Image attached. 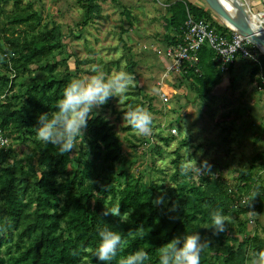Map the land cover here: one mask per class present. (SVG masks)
Here are the masks:
<instances>
[{"label": "trees", "instance_id": "1", "mask_svg": "<svg viewBox=\"0 0 264 264\" xmlns=\"http://www.w3.org/2000/svg\"><path fill=\"white\" fill-rule=\"evenodd\" d=\"M10 1L16 11L5 14L3 6ZM101 1H78L84 10L82 24L100 15ZM20 2L0 0V130L10 139L17 134V140L33 144V149L26 165L17 160L12 147L0 148V264H119L121 256L138 250L148 254L145 264H159L158 249L163 244L197 232L209 241L201 252L200 264H249L250 253L264 249V241L252 232L257 211L264 204V151L238 172L233 186L213 175H200L194 181L191 172L181 173L177 162L174 185L165 188L154 184L151 177L143 178L155 169L153 155H160L152 139L156 135L143 137L139 148L144 151L131 159L123 157L118 136L101 117L90 119L87 147L80 138L76 156L39 141L38 115L56 110V101L72 77L65 74L57 78L60 62H49L62 52L61 28L39 31L36 26L41 19L29 11V4L27 11L21 10ZM166 12L165 49L182 43L187 13L195 20H205L218 35L230 38L228 28L186 0L169 1ZM122 14L130 18L126 11ZM197 57L198 63L187 68L181 78L189 82L196 96L203 97L220 81L222 70L208 46L203 45ZM250 65V79L261 86V78L256 77L264 75V56ZM34 66L46 75L43 79L25 77ZM134 66L128 62V71ZM232 66L224 72H231ZM137 148L135 145V151ZM145 158L150 164L133 174L128 170ZM158 196L164 197L159 205L154 203ZM246 198L249 207L242 203ZM117 201L122 213L132 210L127 223L103 215L104 205L110 208ZM216 210L239 221L236 235L232 234L233 226L213 234L211 213ZM105 227L123 237V246L108 262L96 257L99 232Z\"/></svg>", "mask_w": 264, "mask_h": 264}, {"label": "rangeland", "instance_id": "2", "mask_svg": "<svg viewBox=\"0 0 264 264\" xmlns=\"http://www.w3.org/2000/svg\"><path fill=\"white\" fill-rule=\"evenodd\" d=\"M78 1L20 2L21 10L27 11L29 4V11H34L41 19L36 29L42 31L59 26L64 34L62 52L49 60L60 62L57 78H63L65 74L72 79L89 75L93 65L111 73L123 64L128 71L127 65L131 62L135 65L130 69L135 77L134 86L130 87L125 102L119 107L126 109L128 104L142 105L152 113V134L156 135L152 139L160 151V155H153L155 169L143 178L151 177L154 184L165 188L173 186L177 162L181 164L185 160L188 148L198 164L206 160L211 165L210 173L191 172L194 181L200 175H213L220 176L228 186H233L238 172L249 166L255 154L264 151V95L256 90L257 84L250 79L251 65L242 61L244 65L237 73L222 70L220 81L211 92L198 97L179 73L163 78L167 61L161 59L159 52H163L168 44L164 40L166 19L169 17L166 7L169 1L174 0H102L100 15L85 24H82L84 10ZM3 10L5 14L14 13V2L4 5ZM124 11L129 13L130 18L122 14ZM23 27L28 29L27 25ZM63 61L66 63L62 64ZM31 70L26 78L43 79L46 76L37 66ZM162 93L168 96L174 93L167 104L160 99ZM8 95L11 96V93ZM93 115L103 118L113 128L125 159H131L143 150L139 148L140 140L148 136L137 135L123 123L116 99L99 110V115ZM16 136L8 138L9 145L5 149L12 147L17 160L27 165L33 144L26 145ZM80 138L85 141L86 148L85 136ZM135 145L138 146L136 151ZM80 146L78 141L72 157L77 155ZM151 149L152 146L147 151ZM145 164H150L149 158L132 164L128 170L133 174ZM261 205L252 232L264 241V204ZM226 225L233 226L232 234L236 235L239 221L231 217Z\"/></svg>", "mask_w": 264, "mask_h": 264}, {"label": "clouds", "instance_id": "3", "mask_svg": "<svg viewBox=\"0 0 264 264\" xmlns=\"http://www.w3.org/2000/svg\"><path fill=\"white\" fill-rule=\"evenodd\" d=\"M134 75L121 65L119 70L106 73L99 65H93L90 74L83 77H74L62 90L56 101L55 111L40 113L37 117V139L45 144L51 143L63 153L72 152L77 147L78 140L85 136L90 119L99 115L101 110L112 99H116L119 111L122 112L123 123H126L139 136L152 134V113L142 105L128 104L126 109L119 106L125 102L126 94L134 86ZM7 141L0 138V144ZM185 160L181 161V173L189 172L210 173L211 165L205 160L198 164L187 148ZM164 202L163 196L154 201L159 205ZM242 203L251 205L246 198ZM104 216L119 217L121 223H127L132 210L121 212L119 201L114 206L104 205ZM251 215V212L249 213ZM228 217L221 210L211 213V230L219 235L227 230ZM100 243L96 250L99 261L108 262L117 256L118 249L123 246V237L120 233L105 227L99 232ZM209 243L202 239L200 232L176 236L163 244L159 249V264H200L203 249ZM250 264H264V249L250 253ZM149 259L144 250H138L128 256H121L119 264H145Z\"/></svg>", "mask_w": 264, "mask_h": 264}, {"label": "built area", "instance_id": "4", "mask_svg": "<svg viewBox=\"0 0 264 264\" xmlns=\"http://www.w3.org/2000/svg\"><path fill=\"white\" fill-rule=\"evenodd\" d=\"M259 19L264 21V13L255 14ZM184 32L182 43L166 48L159 55L167 61L166 74L163 78L171 73L177 72L180 75L186 73L187 68L195 66L198 63L197 53L203 45L208 46L217 56L221 70L225 71L229 64H233L237 58L244 59L250 64L256 63L260 55L264 56L257 46H254L247 38L243 37L237 30L230 27V38L218 35L212 30L203 19L195 20L189 13H187L186 21L184 23ZM261 86L257 85V89L264 92V75L260 76ZM167 81V80H166ZM174 93H172L173 95ZM166 93H162L161 100L167 104L171 98ZM174 134L175 131L172 130ZM0 138L6 140V144H0V148H7L9 145L8 138L0 130ZM253 225V222H250Z\"/></svg>", "mask_w": 264, "mask_h": 264}, {"label": "water", "instance_id": "5", "mask_svg": "<svg viewBox=\"0 0 264 264\" xmlns=\"http://www.w3.org/2000/svg\"><path fill=\"white\" fill-rule=\"evenodd\" d=\"M207 7L217 15L228 27L237 30L247 38L254 46L264 50V33L258 32L252 26L253 17L241 0H232L233 3L227 8L223 0H203ZM235 16H238L236 18ZM256 16V15H255Z\"/></svg>", "mask_w": 264, "mask_h": 264}, {"label": "crops", "instance_id": "6", "mask_svg": "<svg viewBox=\"0 0 264 264\" xmlns=\"http://www.w3.org/2000/svg\"><path fill=\"white\" fill-rule=\"evenodd\" d=\"M188 3L202 9L203 11L206 12V14H208V16L214 20L218 25H223L226 26L227 25L217 16L215 15L205 4V2L203 0H186ZM241 2L246 6V8L252 13V14H259V13H264V0H241ZM246 62L247 64L250 65V63L248 61H245L241 58H237L235 60V62L233 63L232 69L234 73H237L240 71L241 67H243V63ZM249 67V66H248ZM257 90V87H256ZM258 91V90H257ZM260 92V91H258ZM263 93L264 92H260ZM252 104V102H251Z\"/></svg>", "mask_w": 264, "mask_h": 264}, {"label": "bare ground", "instance_id": "7", "mask_svg": "<svg viewBox=\"0 0 264 264\" xmlns=\"http://www.w3.org/2000/svg\"><path fill=\"white\" fill-rule=\"evenodd\" d=\"M223 2L226 4L227 3V8H229L230 7V4H232L233 3V1L232 0H223ZM229 6V7H228ZM253 17H255V18H253V20H252V26L254 27V28H256L257 30H258V32H263L264 33V21H262L261 19H259L257 16H255V15H252ZM236 18H238V16H235ZM260 50L262 51V52H264V50L263 49H261L260 48Z\"/></svg>", "mask_w": 264, "mask_h": 264}]
</instances>
